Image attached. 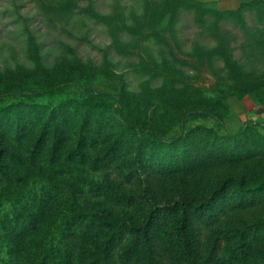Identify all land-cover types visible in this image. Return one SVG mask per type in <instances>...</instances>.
<instances>
[{"label": "trees", "instance_id": "trees-1", "mask_svg": "<svg viewBox=\"0 0 264 264\" xmlns=\"http://www.w3.org/2000/svg\"><path fill=\"white\" fill-rule=\"evenodd\" d=\"M156 92L103 68L0 82V264H264V121Z\"/></svg>", "mask_w": 264, "mask_h": 264}, {"label": "rangeland", "instance_id": "rangeland-1", "mask_svg": "<svg viewBox=\"0 0 264 264\" xmlns=\"http://www.w3.org/2000/svg\"><path fill=\"white\" fill-rule=\"evenodd\" d=\"M179 1L0 0V82L103 68L150 109L160 87L178 92L177 102L199 104L224 90L233 132L246 120L264 121V15L257 10L264 0H189L200 9ZM30 35L39 47L35 61Z\"/></svg>", "mask_w": 264, "mask_h": 264}]
</instances>
